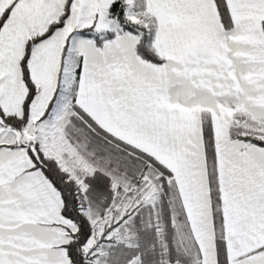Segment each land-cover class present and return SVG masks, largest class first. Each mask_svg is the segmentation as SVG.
I'll list each match as a JSON object with an SVG mask.
<instances>
[{
    "label": "snow or ice",
    "instance_id": "snow-or-ice-1",
    "mask_svg": "<svg viewBox=\"0 0 264 264\" xmlns=\"http://www.w3.org/2000/svg\"><path fill=\"white\" fill-rule=\"evenodd\" d=\"M0 264H264V0H0Z\"/></svg>",
    "mask_w": 264,
    "mask_h": 264
}]
</instances>
